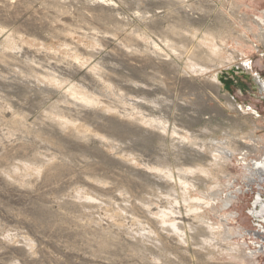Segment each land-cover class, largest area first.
Here are the masks:
<instances>
[{
    "label": "rangeland",
    "instance_id": "374dc122",
    "mask_svg": "<svg viewBox=\"0 0 264 264\" xmlns=\"http://www.w3.org/2000/svg\"><path fill=\"white\" fill-rule=\"evenodd\" d=\"M0 6V264H264L242 238L256 194L239 150L264 135V95L234 68L264 79V0ZM191 60L217 61L239 111L198 96ZM228 135L236 153L216 157Z\"/></svg>",
    "mask_w": 264,
    "mask_h": 264
},
{
    "label": "bare ground",
    "instance_id": "6f19581e",
    "mask_svg": "<svg viewBox=\"0 0 264 264\" xmlns=\"http://www.w3.org/2000/svg\"><path fill=\"white\" fill-rule=\"evenodd\" d=\"M239 5V4H238ZM14 4H12L11 2L10 3H8L7 4V6H4V9L5 10H7V11H10V10H12L11 8L13 7L14 8ZM2 6H0V10L2 9L1 8ZM237 7V6H236ZM218 10H220V9H218ZM190 13V12H189ZM262 14H264V11H262L261 12ZM191 14V13H190ZM220 14H221V11H220ZM193 16V15H192ZM195 17V16H194ZM199 17V16H198ZM256 20L258 21V22H261V23H264V18L263 17H259V16H257L256 17ZM257 23V22H256ZM251 28V27H250ZM240 36H242V35H240ZM262 37V36H261ZM105 38V37H104ZM105 40H106V45H107V38H105ZM259 41H260V39H259ZM222 47H223V45H221ZM221 47V48H222ZM230 50V49H229ZM222 51H226V49L223 47V49H222ZM222 51H220V49H217V47H214V48H212V52H213V54H217V56H219V54H220V52H222ZM99 53H98V58H101V57H105V56H107V53H112V50H108L107 49V47L106 48H101V49H99V51H98ZM227 52V51H226ZM225 53V52H224ZM97 54V53H96ZM226 54V53H225ZM222 55H223V53H222ZM240 55V54H239ZM130 57V56H129ZM238 55H237V53H235L234 51H228V53H227V57H225L226 59H227V61H225V60H217L218 62H220V64L222 65L223 63H227V64H229V62H230V64L232 63L231 62V60H237L238 58ZM240 57V56H239ZM191 58H192V56H191ZM245 58V57H244ZM132 60H134V61H137L138 59L140 60L141 58H139V56H134L133 58H131ZM224 59V58H223ZM141 60H143V58L141 59ZM239 60V59H238ZM217 61H215V62H217ZM229 61V62H228ZM190 62V65H188V69L191 71H188L187 72V75H189L190 77H191V79L189 80L190 81V84H192L193 83V85L194 84H199L200 85V87H202L201 89L202 90H199V92H198V96L201 98V96H203L204 94H208V92L209 91H207L206 90V88H210L211 89V92H212V94H214V96L215 97H217L218 95H221L222 97H224L226 100H227V102H228V105L230 106V108H231V110L232 109H234V111H236V110H240V105L239 104H237V103H235L236 102V100L233 102V98L232 97H230L228 94H226V93H222V90H223V88H222V85H224V84H222V82L219 80V77H218V73L216 72H214V71H212L211 70V66L212 65H215L216 63L214 62L212 65L211 64H208V62H195L194 60H191V61H189ZM247 65H248V67H247ZM251 64L250 63H248V60H244V62L242 63H239V64H237V66L238 67H234L236 70L235 71H240V70H242V69H246L248 72H249V66H250ZM222 67V66H221ZM230 67V66H229ZM229 70H231L230 68H228ZM218 70V69H217ZM220 70V69H219ZM234 70V69H233ZM225 71H227V70H225ZM245 72V71H244ZM74 73V75L75 76H86L87 75V71H85V70H83V69H75V71L73 72ZM211 73V75H208V74H210ZM186 74V73H185ZM232 74V73H231ZM230 76V75H229ZM186 79V78H185ZM254 81H256V82H258V80H259V84H260V86L258 85V88L261 90V92H263L264 91V85H262V83H264L263 82V80H262V78H258L257 80H256V78L254 77V79H253ZM189 83V82H188ZM191 86V85H190ZM195 90V89H194ZM225 90V89H224ZM210 92V93H211ZM209 93V94H210ZM218 94V95H217ZM192 96V95H191ZM195 97V96H194ZM191 98V97H190ZM181 99V98H180ZM193 99H195V98H193ZM171 103V102H170ZM171 105V104H170ZM156 106H157V104H156ZM173 106H176V107H181V106H190V107H193L194 106V104H193V102H191V100L187 97H185V98H183V101L181 100V102H176V103H174V105ZM197 106V105H196ZM196 108H198V106L196 107ZM203 108V107H202ZM81 109V112H83V113H88V110L85 108V107H81L80 108ZM192 110H193V108H192ZM202 110H204V108L202 109ZM93 111V110H92ZM196 111V110H195ZM254 113V112H253ZM93 114V113H92ZM245 114H247V113H245ZM191 115V114H190ZM244 115V114H243ZM101 117L103 118V119H108L107 118V115L106 114H103V113H101ZM240 117V116H239ZM196 118V117H195ZM114 120V119H113ZM249 121V120H248ZM104 122V121H103ZM215 123H217V122H215ZM247 124V123H246ZM208 125V124H207ZM215 126V125H214ZM178 127V126H177ZM213 127V126H212ZM240 127V126H239ZM223 128H225V127H223ZM241 128V127H240ZM219 129V128H218ZM234 129V128H233ZM232 129V130H233ZM245 129V128H244ZM241 130V129H240ZM239 130V131H240ZM174 133H175V131H174ZM194 133V132H193ZM215 133V132H214ZM179 134V133H178ZM213 134V133H212ZM250 134V133H249ZM70 135H71V132H68L67 134H66V137L67 138H69L70 137ZM189 135H191L192 136V134H189ZM232 135V134H231ZM251 135V134H250ZM253 135V134H252ZM191 136H190V138H191ZM213 136V135H212ZM229 136V135H228ZM264 136V135H263ZM178 137V136H177ZM176 137V138H177ZM194 137V136H193ZM233 137H235V136H233ZM242 137V136H241ZM197 138V137H196ZM195 138V139H196ZM211 139H210V141L212 140V139H214V137L212 138V137H210ZM243 138V137H242ZM246 138V137H245ZM244 138V139H245ZM191 139H193V138H191ZM216 139V138H215ZM229 139H230V136H229V138H223L222 139V141H220V142H218L217 143V149H216V152H215V156L216 157H222V159H224L225 157H226V155H234L235 153H236V151L235 150H237L236 148L235 149H232L231 147H230V145L229 144H231V143H229L228 141H229ZM249 139H251V137H249ZM198 140H202V139H198ZM197 140V141H198ZM204 140V139H203ZM232 140V139H231ZM185 141V140H184ZM187 141V140H186ZM195 141V140H194ZM233 141V140H232ZM249 141H251V140H249ZM203 142V141H202ZM206 142H208V141H206ZM212 142V141H211ZM231 142V141H230ZM175 144H176V142H174ZM234 143H236V142H234ZM183 144H185V142L183 143ZM196 144V143H195ZM210 144V143H209ZM208 144V145H209ZM188 145V144H187ZM190 145V144H189ZM232 145V144H231ZM177 146V145H176ZM195 146H197V144L195 145ZM200 146V145H199ZM214 146V145H213ZM234 146V145H233ZM183 147V146H182ZM212 147V146H211ZM238 147V146H237ZM200 148V147H199ZM253 148H252V146H251V144H245L243 147H241L239 150H240V155H242L241 156V160H242V164H243V167L245 168V175H247V174H250V175H252V174H254V175H256V176H258L259 178H261V176H263L264 175V172H262L261 171V169L264 171V156H262L261 154H259L258 152H257V154H253V153H250V151L252 150ZM206 150H208L207 148H206ZM192 151V150H191ZM191 151L189 152V154L190 155H192V153H191ZM212 151H214V150H212ZM194 155H196V156H201V153H200V151H198V153H195ZM249 157H254V158H250L249 159ZM212 160V159H211ZM203 165V164H202ZM198 166V165H197ZM191 168H193V167H191ZM188 169L186 172H187V174L190 172V173H193V172H195V171H193V169ZM201 171H203V169H201ZM215 171V170H214ZM249 172V173H248ZM189 173V174H190ZM179 174V173H178ZM181 174V173H180ZM188 174V175H189ZM228 174V173H227ZM184 175V174H183ZM185 175H186V173H185ZM184 175V176H185ZM181 176V175H180ZM193 176V175H192ZM203 176V175H202ZM220 176V175H219ZM226 177V176H225ZM264 177V176H263ZM181 178V177H180ZM183 179H184V177H182ZM192 178V177H191ZM209 178V177H208ZM185 179H187V178H185ZM177 181V180H176ZM183 181V180H182ZM192 181V180H191ZM194 181V180H193ZM190 184H191V182H189ZM189 184V185H190ZM196 186V185H195ZM198 186V185H197ZM189 187V186H188ZM190 188V187H189ZM192 188V187H191ZM196 188V187H195ZM198 188V187H197ZM216 188V187H215ZM210 189V188H209ZM237 192H240V190L238 189V191L236 190V191H232L231 192V195H230V198H228V201H233V199L235 198V196H234V194H236ZM207 194V193H206ZM209 195L211 194V192L210 193H208ZM212 196V195H211ZM216 197V196H215ZM226 197V196H225ZM204 198V197H203ZM206 198V197H205ZM217 198V197H216ZM221 198V197H220ZM210 199V198H209ZM224 199V198H223ZM186 200H187V198H186ZM213 200V199H212ZM193 201V200H192ZM215 201V200H214ZM226 201V200H225ZM223 202V201H222ZM257 202H260V199H257V201H256V203L255 204H257ZM189 203V202H188ZM196 203V202H195ZM200 203V202H199ZM202 203V202H201ZM206 203V202H205ZM204 203V204H205ZM186 204V203H185ZM202 205V204H201ZM213 206V205H212ZM189 212V211H188ZM183 215H185V214H183ZM188 216V215H187ZM206 222V221H205ZM228 225V224H227ZM197 226V225H196ZM210 226V225H209ZM189 227V226H188ZM194 228V227H193ZM196 228V227H195ZM191 229V228H190ZM224 229V228H223ZM209 232V231H208ZM210 237V236H209ZM224 238V237H223ZM233 238V237H232ZM213 240V239H212ZM217 243V242H216ZM218 245V244H217ZM228 251H230V250H228ZM239 251V250H238Z\"/></svg>",
    "mask_w": 264,
    "mask_h": 264
},
{
    "label": "built area",
    "instance_id": "2783aa9c",
    "mask_svg": "<svg viewBox=\"0 0 264 264\" xmlns=\"http://www.w3.org/2000/svg\"><path fill=\"white\" fill-rule=\"evenodd\" d=\"M256 46L260 48L258 44H256ZM248 62L252 65V61ZM259 83L258 80V82H256L257 87L258 85L260 86ZM262 93L264 95V91ZM242 187L256 194L249 214L253 219V225L242 230V238L245 240L246 246L253 256L259 258L264 257V178L262 176L259 178L254 174H247ZM242 187L239 188L241 191H243ZM257 199H260V202L255 204Z\"/></svg>",
    "mask_w": 264,
    "mask_h": 264
},
{
    "label": "flooded vegetation",
    "instance_id": "af4514ba",
    "mask_svg": "<svg viewBox=\"0 0 264 264\" xmlns=\"http://www.w3.org/2000/svg\"><path fill=\"white\" fill-rule=\"evenodd\" d=\"M260 17V16H259ZM249 73H250V75H251V77H255L256 78V80L259 78H262V77H260V75H259V73L255 70V68H254V66H253V64L252 65H250L249 66ZM262 80H263V82H264V79L262 78ZM262 85H264V83H262ZM250 113V112H249ZM251 141H250V144H251V146H252V150L250 151V153H255V154H257V152L259 153V154H261L262 156H264V136H259V137H252L251 139H250ZM259 143L261 144V145H259ZM258 149V150H257ZM261 171L262 172H264L262 169H261ZM264 176V175H263ZM262 176V177H263ZM264 178V177H263Z\"/></svg>",
    "mask_w": 264,
    "mask_h": 264
}]
</instances>
